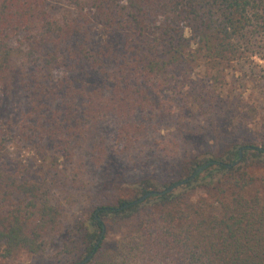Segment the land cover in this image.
<instances>
[{
	"label": "trees",
	"instance_id": "trees-1",
	"mask_svg": "<svg viewBox=\"0 0 264 264\" xmlns=\"http://www.w3.org/2000/svg\"><path fill=\"white\" fill-rule=\"evenodd\" d=\"M49 2L0 0V94L19 87L18 135L46 162L37 177L0 172V259L58 239L57 264H264V147L190 151L192 135L235 117L228 68L264 59V0ZM107 120L111 164L150 154L169 169L66 229L62 204L83 197L86 162H109L93 137ZM109 223L129 227L112 252Z\"/></svg>",
	"mask_w": 264,
	"mask_h": 264
},
{
	"label": "rangeland",
	"instance_id": "rangeland-1",
	"mask_svg": "<svg viewBox=\"0 0 264 264\" xmlns=\"http://www.w3.org/2000/svg\"><path fill=\"white\" fill-rule=\"evenodd\" d=\"M49 6L56 11L61 10L64 8V2L50 0ZM12 45L15 46L16 43L12 42ZM224 76L227 95L234 100L229 110L235 117L230 120L226 117L218 122L214 120L215 122L209 124L212 125L209 133L192 135L193 147L190 151L193 155L208 151L221 152L232 145L241 146L248 143L259 148L264 147V59L255 56L242 58L233 63ZM20 122L21 90L16 85L13 93L0 94V130L7 134L0 135V172H12L19 179L37 177L38 171L46 166V162L34 144L23 141L18 135ZM194 123L204 127L207 125L204 120ZM115 126V122L107 120L94 129L93 137L106 144L109 162L99 168H94L86 162L82 174L86 187L83 197L76 205L71 206L70 202L62 204L67 214L64 218L66 229L88 219V209L132 196L139 179L149 177L153 179L152 182L157 183L169 169L170 161L155 158L150 154L132 162L124 161L116 166L111 164L110 162L114 161ZM156 188L154 192L158 193L161 188ZM128 230L129 227L122 224L109 223L103 244L104 250L115 251ZM59 247V240L52 239L40 254L31 255L23 249H18L10 259H0V264H57L54 255ZM59 264H63V261Z\"/></svg>",
	"mask_w": 264,
	"mask_h": 264
},
{
	"label": "water",
	"instance_id": "water-1",
	"mask_svg": "<svg viewBox=\"0 0 264 264\" xmlns=\"http://www.w3.org/2000/svg\"><path fill=\"white\" fill-rule=\"evenodd\" d=\"M238 154H239V158H238V160H240V157H241V150L238 152ZM238 160H237L236 162H238ZM234 164H235V163H234ZM204 166H205V165H204ZM204 166L201 167V168H198V169L193 173L192 177L195 176L198 172L202 171L203 168H204ZM186 181H187V180H184L182 183H179L178 185L183 184V183H185ZM178 185H177V186H178ZM154 194H157V192H154V191L149 192V193L145 194L140 200H143L144 198H146V197H148V196H152V195H154ZM92 254H93V253H92ZM92 254H91V255H92ZM91 255H90V256H91ZM85 261H87V259H86Z\"/></svg>",
	"mask_w": 264,
	"mask_h": 264
}]
</instances>
